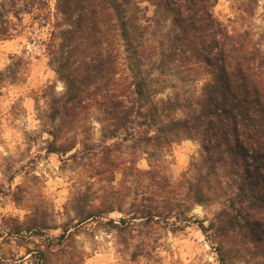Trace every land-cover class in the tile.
I'll return each instance as SVG.
<instances>
[{"label":"trees","instance_id":"obj_1","mask_svg":"<svg viewBox=\"0 0 264 264\" xmlns=\"http://www.w3.org/2000/svg\"><path fill=\"white\" fill-rule=\"evenodd\" d=\"M54 1L47 52L62 89L41 88L46 109L38 118L50 135L45 150L69 153L64 162L85 166L86 179L67 202L70 222L56 225L34 208L9 233L60 227L28 252L43 264L68 253V262L76 256L73 264H83V250L65 244L83 223L95 222L119 246H134L132 258L153 259L163 231L199 223L193 208L218 202L207 224L200 221L218 263L264 264V30L229 29L214 15L217 0ZM258 1L244 0L239 10L252 15ZM48 2L0 0V38L11 35L13 19ZM12 64L0 70V86L15 81ZM184 65L209 78L196 93L160 96L154 73ZM122 70L128 82L121 84ZM94 109L102 114L99 142L85 124ZM182 138L197 140L200 150L172 179L164 162ZM128 141L145 146L147 168L137 166V154L122 156ZM115 211L117 219L108 216ZM0 264L17 263L0 256Z\"/></svg>","mask_w":264,"mask_h":264},{"label":"rangeland","instance_id":"obj_2","mask_svg":"<svg viewBox=\"0 0 264 264\" xmlns=\"http://www.w3.org/2000/svg\"><path fill=\"white\" fill-rule=\"evenodd\" d=\"M243 1L217 0L214 15L229 29L250 28L255 33L264 30V0L257 2L252 15L239 10ZM54 2L49 0L44 9H33L31 13L22 14L19 20L13 19L15 29L11 35L0 38V70L5 71L11 63L17 68L15 81H4L0 86V256L17 264H43L28 250L43 248V244L61 229H44L33 235L22 231L17 235L9 233L14 223L25 220L34 208L44 211L49 222L56 225L68 222L72 214L66 209L67 202L74 188L86 179L85 166L73 165L70 160L64 162L69 153L45 150L50 135L45 131L47 125L38 118L46 109L39 98L41 88L52 84L57 91L62 89V83L48 63L47 43ZM124 72H120L121 84L128 82ZM207 78L209 75L200 67L189 70L184 65L158 77L154 73L153 84L162 88L160 96L172 95L177 89L181 95H188L199 91ZM177 114L181 112L177 111ZM90 115L92 117L87 118L85 124H92L89 132L92 139L99 142L101 134L97 118L102 114L94 109ZM131 145L128 141L122 148V156L130 159L137 154V166L147 168L141 152L145 146L134 148ZM199 150V142L195 139L182 138L172 143L164 162L165 171L172 179L178 178ZM104 184L100 181L94 187ZM218 207V202L195 206L191 214L199 223L192 222L183 230L163 231L153 259L142 255L132 258L134 246H119L115 234L95 222L79 226L65 246L68 251L72 246L83 250V264H219L215 243L209 232L206 235L200 226V221L207 224ZM108 216L117 219L120 214L115 211ZM68 255L64 261L51 255L47 264H73L76 256L68 262Z\"/></svg>","mask_w":264,"mask_h":264}]
</instances>
